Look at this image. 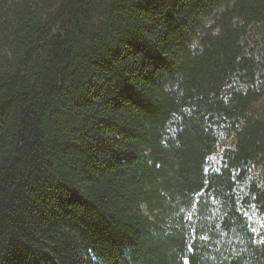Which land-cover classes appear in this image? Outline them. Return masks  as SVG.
<instances>
[{"label": "trees", "instance_id": "obj_1", "mask_svg": "<svg viewBox=\"0 0 264 264\" xmlns=\"http://www.w3.org/2000/svg\"><path fill=\"white\" fill-rule=\"evenodd\" d=\"M251 26L264 0H0V264H264Z\"/></svg>", "mask_w": 264, "mask_h": 264}, {"label": "rangeland", "instance_id": "obj_2", "mask_svg": "<svg viewBox=\"0 0 264 264\" xmlns=\"http://www.w3.org/2000/svg\"><path fill=\"white\" fill-rule=\"evenodd\" d=\"M212 19H200L196 23L195 27L191 29L189 34V44L190 46H198L199 39L208 31L213 28ZM245 51L252 56V58L257 62L258 68L264 69V26H251L248 28L247 35L243 40ZM260 81H257L256 88L259 89ZM236 88H239L240 84H234ZM255 113H264V97L255 106ZM230 139H223L218 147V152L226 146H230ZM218 153L209 159V166L218 167ZM263 163V162H262ZM249 180H254L259 183H264V166L263 165H253L249 170ZM249 221L252 227H256V230H264V219L259 215H250Z\"/></svg>", "mask_w": 264, "mask_h": 264}]
</instances>
